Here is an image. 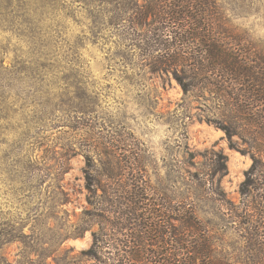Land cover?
<instances>
[{"label":"rangeland","instance_id":"1","mask_svg":"<svg viewBox=\"0 0 264 264\" xmlns=\"http://www.w3.org/2000/svg\"><path fill=\"white\" fill-rule=\"evenodd\" d=\"M208 1L217 18L209 34L255 55L264 73V0ZM147 2L0 0V264H96L85 256L93 235H111L122 220L92 182L96 172L85 155L110 151L104 145L111 138L113 150L136 157L126 171L144 170L129 185L149 187L176 211H193L201 233L185 234L192 243L185 249L194 251L199 240V253L206 244L210 251L198 264H264V215L251 206H264V175L259 190L239 192L252 156L255 170H264L263 129L243 127L238 109L248 103L235 99L245 86L228 81L232 99L223 97L202 76L190 78L191 67L167 63L172 53L143 46L138 37L148 27L128 18ZM194 44L184 58L199 57ZM257 109L264 117V104ZM180 214L168 217L178 232Z\"/></svg>","mask_w":264,"mask_h":264},{"label":"trees","instance_id":"2","mask_svg":"<svg viewBox=\"0 0 264 264\" xmlns=\"http://www.w3.org/2000/svg\"><path fill=\"white\" fill-rule=\"evenodd\" d=\"M116 1L100 0L101 3L110 5L115 4ZM213 7L214 5L208 0H148L143 5L135 4L129 14L131 18L128 19L137 27H148L149 33L138 37L143 46L146 44L147 47L154 49L151 50L152 53L157 49L167 52V54L172 53L168 55L167 63L172 66L191 67L190 72L192 71L193 74L190 78L195 79L202 76L203 81L201 82L204 87L217 89L222 92L223 97L227 96L232 99V94L228 95L227 93L228 81L245 86V95L241 90L236 98L234 97L236 100L242 98L244 102L248 103L245 110L238 109L239 113L243 115V121H246L243 127L253 130L263 129L264 132V117L258 115L256 111L258 105L264 104V81L262 80L264 73L255 60L258 58L253 54H245L236 47L237 45L230 44L228 46L226 42L215 39L220 36L218 33L217 35L209 34L211 31H217L215 25L217 18L211 11ZM166 29L171 31L168 34L163 33ZM173 29L175 30L173 31ZM125 38L131 39L127 36ZM196 42L201 47L199 57L184 58L182 54H185L186 50L194 48ZM233 42L241 41L234 40ZM215 72L220 73L219 79L213 77ZM176 78L181 82L177 76ZM231 85L233 86V84ZM183 88L184 91L189 90L184 85ZM244 111L247 118L244 117ZM260 132H252L254 139H259ZM95 134L98 136L96 141L100 144V131ZM240 135L243 136L242 133ZM232 136H238V134L233 133ZM114 142L113 138L109 139L104 146L110 151L104 152L103 150L101 152L103 155L100 156V152L95 155L86 153L85 158L88 168L92 169V172H96L92 182L99 186L104 200L105 197L110 196L112 204L117 206L118 214L121 215L120 220L123 222L116 223L117 227L112 228L115 231L111 235L106 234L101 239L93 235V243L85 254L86 258L96 264H109V261L114 264H129L131 262L133 264H198L203 258L202 254L209 255L210 251L206 244L202 247V252L199 253V240L195 242L194 251L189 252L188 249H185L192 243L186 240L184 235L189 233L199 235L201 233L199 224L193 217V211L187 207L183 208L182 213L179 210L176 211L168 203L166 197L159 196L155 192L151 193L149 187L131 183L129 185L128 181L139 183L140 180L141 182L142 179L137 178L136 174L140 176L144 170L140 168L126 171L124 164L131 165V160L136 164V157L132 154L124 156L113 150ZM252 159L254 166L246 173V179L239 188L240 194L245 197L249 196L251 190L260 189L261 184L258 181L260 182L261 177L259 178L258 175H264V170H259L261 168L255 170L259 164L253 156ZM92 174L87 171L88 178ZM89 180L91 179L89 178ZM123 180L126 181V184L123 183ZM104 183H112L111 185H118V187L111 188L109 191ZM87 190L92 196H97L94 189L87 187ZM148 196L152 197L151 201ZM98 197L100 199V195ZM251 206L256 213L264 215V212L258 210V208H264L262 204L253 203ZM126 210H130V212ZM128 214H134L133 221L132 219H123V217L128 218ZM170 214L181 215L179 219H175L181 223V232H178V228L170 225L168 218ZM130 221L136 226V229L129 239L121 241L118 237L124 236L121 231L129 230V226L132 225ZM149 222L150 224H148ZM161 224H163L162 227ZM164 226L169 232H163ZM125 237L127 238V236ZM159 246H163L160 248L161 254L156 250ZM192 253L196 256L190 258L189 255ZM207 264H210L209 261Z\"/></svg>","mask_w":264,"mask_h":264}]
</instances>
